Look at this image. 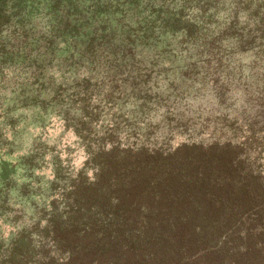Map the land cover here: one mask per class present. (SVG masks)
Listing matches in <instances>:
<instances>
[{
	"label": "trees",
	"instance_id": "obj_1",
	"mask_svg": "<svg viewBox=\"0 0 264 264\" xmlns=\"http://www.w3.org/2000/svg\"><path fill=\"white\" fill-rule=\"evenodd\" d=\"M176 36L178 50L169 47ZM61 48L89 62L81 65L90 76L72 93L50 84ZM153 50L189 54L190 87L240 111L214 128L226 138L194 141L209 138L211 126L172 125L169 114L168 123H146L181 99L179 84L152 78ZM101 58L102 75L91 79ZM10 63L50 92L23 98L24 107H52L62 133L73 128L88 140L116 105L133 118H113L100 147L87 145L86 165L51 201L44 225L18 233L0 264H264V0H0V69ZM124 101L133 108L124 112ZM191 127L200 132L174 145ZM126 131L134 140L122 146L117 132ZM61 171L57 161L54 181Z\"/></svg>",
	"mask_w": 264,
	"mask_h": 264
},
{
	"label": "rangeland",
	"instance_id": "obj_2",
	"mask_svg": "<svg viewBox=\"0 0 264 264\" xmlns=\"http://www.w3.org/2000/svg\"><path fill=\"white\" fill-rule=\"evenodd\" d=\"M169 39L170 37L166 39L163 37L158 42V46L163 48ZM179 40L180 37L177 36L172 41L170 39L169 42L172 45L169 47L177 45L175 49L178 50ZM69 51L61 48V50H56L51 57L54 76L50 84L54 85V89L61 84L67 88L69 93H72L78 89V84L83 85L86 80L84 78H88L91 72L87 66L81 65L82 62L89 64L87 60L79 61V56L71 55ZM157 52L153 50L146 53L149 60L153 58L157 61L152 78L158 79L156 77L158 74L162 78L167 77L168 79L164 81L166 87L171 81H174L175 85L179 84L176 91L181 94V99L174 104L169 101L168 106L160 110L162 116L146 118V123H150L149 121H153L156 125L168 123L166 115L169 114L173 119L172 125L188 121L189 123L197 122L195 128L203 123L208 127L211 126V133H208L209 138H204L202 134H199L194 141L207 144L218 137L226 138L229 134H224V136L220 134V128H214L228 121L229 117L237 115L241 117L240 111L234 110L227 104H221L213 93L197 92L194 89L197 86L190 87L191 85L183 74L185 71L191 72L192 69L187 66L190 63L187 61L189 54L184 53L185 57L181 58L183 55L176 53L175 50L173 54ZM99 61L97 69L93 72L94 77L91 79L102 75L106 62H103L102 58ZM10 64L9 68L0 69V253H4L6 249L11 251L12 241L19 235H25L28 230H33L37 223L44 225L48 217L46 215L51 209V201L55 198H62L61 194L71 187L69 177H75L86 165L90 153L87 145L90 143L89 145L95 147L96 150L100 147L101 139L109 136L106 130L108 125L114 121L113 118L116 119L117 116L121 120L133 118L131 113L119 116L122 110H118L119 105H116L109 111L108 109L102 111L105 116L100 118L97 125L96 123L92 125L95 131L89 134L88 140L81 138L73 128L62 133L65 128L63 127L64 120L52 107H49L47 113H41V110L35 106L24 107L22 102L25 98L27 103H31L36 93L45 96L50 92L37 89V83L31 82L36 77L24 73L21 63ZM2 66L4 65H0ZM243 72L246 71L243 69ZM252 82L253 78L249 79L248 88L243 84L234 90L235 97L239 98L238 104L245 103L244 89L250 92ZM128 89L133 88L129 85ZM133 102L138 103L135 97L131 103ZM121 104L123 111L133 108L129 101L121 102ZM56 120L59 123H56ZM196 130L193 127L189 128L186 134L179 135L174 145L186 141L187 136ZM230 130V127L225 129V131ZM157 132L161 135L160 127ZM117 133L122 137V146L134 140L133 137L127 136V131L125 135L123 132ZM53 148L56 150H52ZM57 161L62 167L61 173L58 174L63 177L59 182L54 181L57 174L55 172ZM91 173L90 170L89 174ZM42 217L44 218L41 221Z\"/></svg>",
	"mask_w": 264,
	"mask_h": 264
}]
</instances>
